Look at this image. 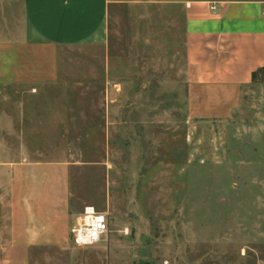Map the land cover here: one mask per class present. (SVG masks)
I'll return each instance as SVG.
<instances>
[{
  "label": "rangeland",
  "instance_id": "obj_1",
  "mask_svg": "<svg viewBox=\"0 0 264 264\" xmlns=\"http://www.w3.org/2000/svg\"><path fill=\"white\" fill-rule=\"evenodd\" d=\"M116 14L107 47L57 49L56 81L35 88V114L25 105L34 122L0 137L8 160L46 165L35 188L57 196L60 240L0 247V264H264V71L225 95L191 88L178 8ZM88 205L110 230L77 246Z\"/></svg>",
  "mask_w": 264,
  "mask_h": 264
},
{
  "label": "crops",
  "instance_id": "obj_2",
  "mask_svg": "<svg viewBox=\"0 0 264 264\" xmlns=\"http://www.w3.org/2000/svg\"><path fill=\"white\" fill-rule=\"evenodd\" d=\"M121 7L181 11L184 73L191 88L225 95V89L250 84L253 73L264 68V0H0V137L24 134L25 118L34 122L25 105L35 114V88L56 81L57 49L107 47ZM9 151L0 139V190L8 199L11 233L0 247L55 244L57 196L35 188V171L46 165L8 160ZM39 221L46 224V238L37 233Z\"/></svg>",
  "mask_w": 264,
  "mask_h": 264
},
{
  "label": "built area",
  "instance_id": "obj_3",
  "mask_svg": "<svg viewBox=\"0 0 264 264\" xmlns=\"http://www.w3.org/2000/svg\"><path fill=\"white\" fill-rule=\"evenodd\" d=\"M215 9V6L212 7ZM110 230V219L96 207L85 206L71 229L72 240L77 246L99 243Z\"/></svg>",
  "mask_w": 264,
  "mask_h": 264
},
{
  "label": "trees",
  "instance_id": "obj_4",
  "mask_svg": "<svg viewBox=\"0 0 264 264\" xmlns=\"http://www.w3.org/2000/svg\"><path fill=\"white\" fill-rule=\"evenodd\" d=\"M261 71H264V68H263V69H259V70L255 71V72L253 73L252 81H256V79H257V77H258V74H259Z\"/></svg>",
  "mask_w": 264,
  "mask_h": 264
}]
</instances>
